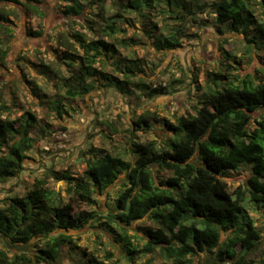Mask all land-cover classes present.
<instances>
[{
  "label": "clouds",
  "instance_id": "1",
  "mask_svg": "<svg viewBox=\"0 0 264 264\" xmlns=\"http://www.w3.org/2000/svg\"><path fill=\"white\" fill-rule=\"evenodd\" d=\"M0 264H264V0H0Z\"/></svg>",
  "mask_w": 264,
  "mask_h": 264
},
{
  "label": "rangeland",
  "instance_id": "2",
  "mask_svg": "<svg viewBox=\"0 0 264 264\" xmlns=\"http://www.w3.org/2000/svg\"><path fill=\"white\" fill-rule=\"evenodd\" d=\"M257 215L259 216V213L257 212Z\"/></svg>",
  "mask_w": 264,
  "mask_h": 264
},
{
  "label": "trees",
  "instance_id": "3",
  "mask_svg": "<svg viewBox=\"0 0 264 264\" xmlns=\"http://www.w3.org/2000/svg\"><path fill=\"white\" fill-rule=\"evenodd\" d=\"M172 203H175V201H173Z\"/></svg>",
  "mask_w": 264,
  "mask_h": 264
}]
</instances>
